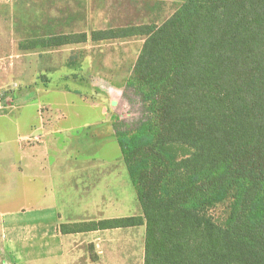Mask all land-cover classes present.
I'll return each instance as SVG.
<instances>
[{"label": "trees", "instance_id": "trees-1", "mask_svg": "<svg viewBox=\"0 0 264 264\" xmlns=\"http://www.w3.org/2000/svg\"><path fill=\"white\" fill-rule=\"evenodd\" d=\"M133 36L144 39L121 96L130 110L111 125L140 214L85 228L144 225L143 264H264V0H180L160 24L89 39ZM226 200L219 222L210 210Z\"/></svg>", "mask_w": 264, "mask_h": 264}, {"label": "rangeland", "instance_id": "rangeland-1", "mask_svg": "<svg viewBox=\"0 0 264 264\" xmlns=\"http://www.w3.org/2000/svg\"><path fill=\"white\" fill-rule=\"evenodd\" d=\"M179 4L180 0H0V205L9 195L4 184L10 177L20 201L32 203V193L25 190L47 186V177L36 182L22 178L4 158H16L22 143L33 144V136L39 135L35 130L51 114L48 119L60 134L49 148L51 159L57 161L53 171L60 169L62 155L74 154L76 138L83 155L103 157L105 167L114 163L116 185L126 196L118 215L140 214L111 121L116 113L127 116L130 110L121 96L144 38L91 41L89 35L94 30L160 24ZM72 32L86 33L88 41L56 48L20 47L31 39ZM7 141L11 153L2 149ZM228 206L226 200L210 213L221 222Z\"/></svg>", "mask_w": 264, "mask_h": 264}, {"label": "crops", "instance_id": "crops-1", "mask_svg": "<svg viewBox=\"0 0 264 264\" xmlns=\"http://www.w3.org/2000/svg\"><path fill=\"white\" fill-rule=\"evenodd\" d=\"M49 116L35 130L39 137H33V144L22 143L16 158H4L22 178L36 182L45 176L48 182L43 189L25 190L32 193V203L20 201L19 193L14 196L11 177L4 184L11 196L0 205V264H143L144 225L85 228L90 221L120 217L118 212L126 205V196L116 185L114 163L105 167L103 157L83 155L81 141L75 138L74 154L62 155L60 169L53 171L57 161L51 159L49 148L60 134ZM1 145L11 153L9 141ZM61 224L68 228L62 231Z\"/></svg>", "mask_w": 264, "mask_h": 264}, {"label": "built area", "instance_id": "built-area-1", "mask_svg": "<svg viewBox=\"0 0 264 264\" xmlns=\"http://www.w3.org/2000/svg\"><path fill=\"white\" fill-rule=\"evenodd\" d=\"M34 138L38 139L39 136H33Z\"/></svg>", "mask_w": 264, "mask_h": 264}]
</instances>
